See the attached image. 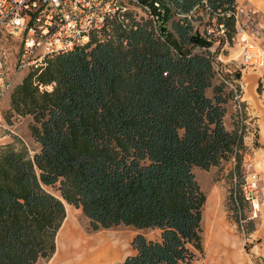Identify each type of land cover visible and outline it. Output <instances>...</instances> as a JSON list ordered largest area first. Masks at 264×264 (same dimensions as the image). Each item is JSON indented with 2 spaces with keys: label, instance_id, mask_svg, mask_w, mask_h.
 <instances>
[{
  "label": "trees",
  "instance_id": "1",
  "mask_svg": "<svg viewBox=\"0 0 264 264\" xmlns=\"http://www.w3.org/2000/svg\"><path fill=\"white\" fill-rule=\"evenodd\" d=\"M158 1L159 35L151 20L126 12L127 24L112 20L87 44L45 58L10 91L8 114L31 117L37 145L30 150L10 132L0 143V264L49 258L64 202L94 230L140 231L133 252L110 264H192L203 250L206 201L194 168L230 159L234 218L254 230L241 209L244 117L226 127L230 93L215 82L212 41L198 31L214 19L231 41L226 14L236 0Z\"/></svg>",
  "mask_w": 264,
  "mask_h": 264
},
{
  "label": "rangeland",
  "instance_id": "2",
  "mask_svg": "<svg viewBox=\"0 0 264 264\" xmlns=\"http://www.w3.org/2000/svg\"><path fill=\"white\" fill-rule=\"evenodd\" d=\"M261 9L260 10L264 13V0L261 3ZM2 36L4 38V47L11 53L10 63H13L15 51L20 44L19 36L9 33L2 34ZM211 41L212 44L208 50L213 55L217 71L215 82H223V79H225L228 82L234 83L237 87L235 94L230 86L225 83V90L230 93V97L225 104V121L227 122L226 126L230 127L232 125L233 127L234 121H236L238 117L237 101H240L242 118L244 117L243 124L246 126L243 137L246 151L240 167L244 181L245 177L249 176V180H251V175H255L253 179V199L256 200L254 203L258 206L254 210L252 202L247 201V203L243 204V208H241L243 209V213L254 221V230L247 233L245 231L246 222L242 219L239 222L235 220L232 205L228 199L229 191L233 186V182L229 177L230 171L234 166L233 160L223 161L218 166H213L209 169L194 168L196 180L205 193L206 201L201 222L203 250L196 254L192 264H232L228 260L226 262L216 260L217 258L214 256V234L211 228L220 219L223 222L224 228L230 235L231 246L235 248V262L233 264H264V145L257 141L260 136L261 127L264 128V65L257 69L245 68L239 71L240 69L236 66L239 65L238 46L233 41H226L223 36L216 33L215 36L211 38ZM237 70L240 74L236 77L234 75ZM248 73L254 76L255 84L254 87H252V93L249 95V99L244 100L242 98L246 88L244 76L246 75L247 77ZM208 94L211 95L210 90ZM236 95L238 96L236 97ZM8 105L9 96L2 104L4 124L0 127V143L12 141L8 133L10 132L11 135L19 137L27 148L31 150L37 145L31 138L28 128L31 117L22 116L14 118V116H9L7 112ZM64 207L65 216L67 213L72 225L81 227L86 234L91 237L97 235L103 236V238H106L114 247L116 256L108 262L101 264L121 261L125 256L133 252L131 241L134 235L140 232L134 227L118 225L94 230L91 228L88 218L80 209L69 204ZM253 211H255V214ZM239 224H241V226H239ZM144 232L148 237L156 235L154 231ZM210 245L211 247H209ZM47 260L48 258H40L39 264H46L45 262Z\"/></svg>",
  "mask_w": 264,
  "mask_h": 264
},
{
  "label": "built area",
  "instance_id": "3",
  "mask_svg": "<svg viewBox=\"0 0 264 264\" xmlns=\"http://www.w3.org/2000/svg\"><path fill=\"white\" fill-rule=\"evenodd\" d=\"M126 12L137 20H151L155 34L159 35L161 10L158 0H153L151 5L142 0H0V127L4 124L2 104L30 67H37L47 57L87 44L92 32L108 31V23L112 20L127 24ZM226 16L233 19L231 41L239 48L238 64L241 67L236 65L239 71L263 66L264 13L246 0L235 3ZM211 21V25L198 27L200 35L211 40L216 33L228 41L224 24ZM5 33L19 36L20 44L13 63H10L11 53L4 47L2 34ZM223 82L236 94L234 83L225 79ZM237 108L239 118H242L240 101H237ZM254 178V174L251 180L249 176L245 177L243 192L255 210Z\"/></svg>",
  "mask_w": 264,
  "mask_h": 264
},
{
  "label": "bare ground",
  "instance_id": "4",
  "mask_svg": "<svg viewBox=\"0 0 264 264\" xmlns=\"http://www.w3.org/2000/svg\"><path fill=\"white\" fill-rule=\"evenodd\" d=\"M64 205L67 204L64 202ZM254 206L257 208L258 205L254 203ZM211 229H213L214 234L215 248L213 251L216 260L222 262L228 260L233 264L235 262V248L231 246L230 235L224 228L222 220L220 219ZM115 253L114 247L106 238L98 235L92 237L87 235L81 227L72 225L66 213L55 237V250L45 263L101 264L115 257Z\"/></svg>",
  "mask_w": 264,
  "mask_h": 264
},
{
  "label": "crops",
  "instance_id": "5",
  "mask_svg": "<svg viewBox=\"0 0 264 264\" xmlns=\"http://www.w3.org/2000/svg\"><path fill=\"white\" fill-rule=\"evenodd\" d=\"M242 1H246V0H236V3L242 2ZM248 1H250L254 5L256 4L255 6H257L258 8L261 9V3L263 2V0H248ZM244 79H245V83H246V88H245V93H244L242 98L245 100V99H249V95L252 93V87H254V84H255V80H254V76L251 75L250 73L247 74V77L245 75ZM225 117H226V114L224 116V123L226 125L227 122L225 121L226 120ZM226 127L230 129V128H232V125L230 127H228V126H226ZM257 141H258V143H261L264 145V128L263 127H261V129H260V136H259ZM156 235H157V233H156ZM39 260L35 264H39Z\"/></svg>",
  "mask_w": 264,
  "mask_h": 264
}]
</instances>
